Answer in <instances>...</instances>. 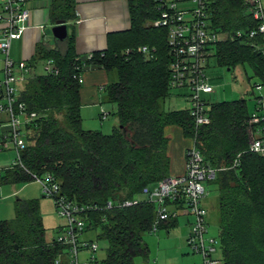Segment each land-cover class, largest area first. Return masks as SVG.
<instances>
[{
    "label": "trees",
    "instance_id": "obj_1",
    "mask_svg": "<svg viewBox=\"0 0 264 264\" xmlns=\"http://www.w3.org/2000/svg\"><path fill=\"white\" fill-rule=\"evenodd\" d=\"M162 0H125L129 29L110 33L106 48L84 60L76 56L72 38L39 44L27 66L52 60L57 74L27 78L20 101L37 118L27 126L21 167L1 172V184L28 183L33 176L52 175L61 194L93 206L91 227L106 244L98 264H134L148 255L143 236L150 233L154 205L105 209L112 201L135 199L169 176L165 130L176 127L217 169L210 182L217 190V230L223 264H264V157L249 151L250 124L245 99L209 107L210 123L196 128L187 109L165 110L171 55L166 30L155 27ZM211 28L220 35L213 60L233 70L248 66L264 87V53L252 48L246 32L256 27L246 0H207ZM53 21L74 20V0H53ZM237 32L240 38H231ZM147 47L148 54L138 51ZM88 64L101 67L116 80L103 87L115 105L117 126L110 133L82 127L80 78ZM101 119V114H100ZM236 161V165L233 167ZM177 218L160 229L170 230ZM38 201L17 200L11 220L0 221V264H54L62 247L46 240Z\"/></svg>",
    "mask_w": 264,
    "mask_h": 264
},
{
    "label": "built area",
    "instance_id": "obj_2",
    "mask_svg": "<svg viewBox=\"0 0 264 264\" xmlns=\"http://www.w3.org/2000/svg\"><path fill=\"white\" fill-rule=\"evenodd\" d=\"M27 0H3L0 10V154L8 152L11 160L6 168L21 165V153L26 147L27 126L37 118L29 113L20 101L22 85L26 82L24 74L31 72L26 62H14L10 56V44L20 39L28 28L30 12ZM180 4V6L178 5ZM247 10L256 22V27L246 32L252 48L264 53V4L261 0H246ZM159 19L155 27L166 30L167 46L171 55L168 87L171 93H178L189 103L187 109L196 128L210 123L207 96L214 93L207 75L209 62L213 60V47L220 35L210 26L207 0H162L159 3ZM237 32L231 38H240ZM138 51L148 54L147 47ZM44 73L57 74L52 60L43 64ZM257 90L261 86H254ZM108 113L101 112V118ZM249 151L264 157V96L256 98L254 111L249 114ZM236 165V161L233 167ZM3 169H1L2 171ZM217 169L208 166L203 156L191 140L185 150L184 172L169 175L151 188L141 193L145 201L154 205L155 217L150 233L156 234L163 223L187 215L191 218L190 232L186 240L193 254L201 256L202 264H223L215 254L219 249L218 239L207 237L208 212L203 206L210 183ZM41 187L42 194L51 198L57 215L64 224L56 229L57 236L52 239L62 247L54 264H98L95 254L99 251L97 235L90 239L85 235L95 231L89 216L93 206L82 205L67 199L61 194L59 182L50 174L41 178L33 176ZM140 202L137 198L123 201H108L105 209L132 207Z\"/></svg>",
    "mask_w": 264,
    "mask_h": 264
},
{
    "label": "rangeland",
    "instance_id": "obj_3",
    "mask_svg": "<svg viewBox=\"0 0 264 264\" xmlns=\"http://www.w3.org/2000/svg\"><path fill=\"white\" fill-rule=\"evenodd\" d=\"M261 2L264 4V0H261ZM178 5L180 6V4ZM51 28L52 26L50 22H48L43 32L50 41L52 40ZM11 51H15L14 46ZM16 53H19L18 49H16ZM14 60V62H19L17 58ZM43 64V61L38 62L31 69V72L24 74L23 77L27 78L30 75L42 74L44 72ZM206 70L207 75L210 77V84L214 89V93L207 96L209 104L245 99L248 113L251 114L254 111L256 98L264 96V87L260 90L254 87L257 80L251 78L253 73L248 66H238L228 71L226 67L220 66L214 60H211ZM108 75L110 82L116 80L115 73H109ZM101 95L104 96L105 94L102 92ZM163 106L165 110H183L189 108V103L184 98L172 97L167 98ZM98 108L99 110L102 109V111H98L95 114H92L90 109L81 112L82 127L86 130H99L104 134H108L113 127L117 126V120L113 115L116 107L112 103L105 102ZM101 112L108 113L107 117L100 119L99 114H101ZM3 130L4 129L0 127V134ZM1 154L0 156H2ZM8 154L9 164L11 154ZM3 168H5V165L0 161V177L1 172L4 170ZM1 169L3 170L1 171ZM205 188L207 195L202 203H204L208 212L207 237L218 239L216 211L217 190L211 183H206ZM136 198L140 201H145L146 196L140 193ZM30 199L38 201L42 222L46 229L45 237L47 241H51L57 236L56 229L64 224V220L57 215L53 200L42 194L41 187L35 180L28 183L16 184H1L0 182V221L11 220L13 218L14 204L17 200ZM189 221L191 222V219ZM189 221L186 217L179 216L177 218V225L169 230V233L161 229L156 234H145L143 236V241L148 247V255L146 258H134V264H202L201 256L191 253L187 247L186 240L190 232ZM97 234H99V230L90 232L85 236L90 239H95ZM98 244L99 251L95 256L98 260H102L105 257L106 244L102 241H99ZM215 256L217 259H221L220 248L217 249Z\"/></svg>",
    "mask_w": 264,
    "mask_h": 264
},
{
    "label": "crops",
    "instance_id": "obj_4",
    "mask_svg": "<svg viewBox=\"0 0 264 264\" xmlns=\"http://www.w3.org/2000/svg\"><path fill=\"white\" fill-rule=\"evenodd\" d=\"M52 1L27 0L26 6L30 12L28 28L20 39L11 41L9 56L13 61L17 58L19 62H29L39 44L49 47L56 45L52 33L51 41L43 34L48 22L51 26L55 23L50 17ZM2 3L3 0H0V10ZM129 25L125 0H74V20L68 22V37L73 40L76 56L84 60L91 54L106 48L108 34L126 31L129 29ZM13 46L14 52L11 51ZM16 49L19 51L18 54ZM79 82L81 84V112L87 109H90L92 114L102 111L98 107L108 102L106 95L103 96L101 93L103 87L110 82L109 75L101 67L88 64L84 67ZM172 97L184 98L178 93H171L169 98ZM0 118L2 117L0 116ZM165 135L168 138L169 175H181L184 172L185 150L189 146V141L176 127H168L165 130ZM1 155L0 161L5 165L3 169H6L9 154L3 152ZM203 206L205 207L204 203ZM183 217H186L188 221L191 219L187 215H183ZM166 231L169 233V230Z\"/></svg>",
    "mask_w": 264,
    "mask_h": 264
},
{
    "label": "water",
    "instance_id": "obj_5",
    "mask_svg": "<svg viewBox=\"0 0 264 264\" xmlns=\"http://www.w3.org/2000/svg\"><path fill=\"white\" fill-rule=\"evenodd\" d=\"M51 33L55 41L64 42L68 38V22L65 20L55 21L51 28Z\"/></svg>",
    "mask_w": 264,
    "mask_h": 264
}]
</instances>
